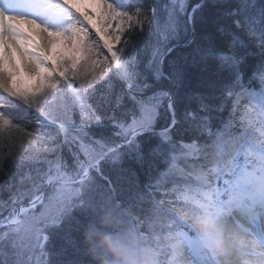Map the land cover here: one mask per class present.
Returning <instances> with one entry per match:
<instances>
[{
    "label": "snow or ice",
    "instance_id": "snow-or-ice-1",
    "mask_svg": "<svg viewBox=\"0 0 264 264\" xmlns=\"http://www.w3.org/2000/svg\"><path fill=\"white\" fill-rule=\"evenodd\" d=\"M254 141L264 0H0V264H92L82 233L101 205L138 231L159 210L209 264L177 203L253 237L264 264ZM213 150L232 153L226 171L210 173Z\"/></svg>",
    "mask_w": 264,
    "mask_h": 264
},
{
    "label": "clouds",
    "instance_id": "clouds-1",
    "mask_svg": "<svg viewBox=\"0 0 264 264\" xmlns=\"http://www.w3.org/2000/svg\"><path fill=\"white\" fill-rule=\"evenodd\" d=\"M182 218L190 221L191 226L199 234L211 237L209 250L214 255H223L226 246L225 227L218 222L206 209L190 206L178 209ZM119 227V225H116ZM97 244L101 252L98 255L99 264H157L146 247L137 241L124 237L97 232ZM91 239L86 231V242Z\"/></svg>",
    "mask_w": 264,
    "mask_h": 264
},
{
    "label": "trees",
    "instance_id": "trees-1",
    "mask_svg": "<svg viewBox=\"0 0 264 264\" xmlns=\"http://www.w3.org/2000/svg\"><path fill=\"white\" fill-rule=\"evenodd\" d=\"M138 3H142V0H136ZM143 15V13H141ZM190 37V34H189ZM146 39V37H142L139 33L133 34V42L139 46V44L143 43V41ZM173 56L177 59L184 58L186 56V52L183 49V43H181L180 49H178L176 52L173 53ZM135 167V165H132ZM154 209L152 213L155 211ZM95 216V219L93 221H90L84 228V231L82 233L83 242L86 245L87 251L90 254L92 264H99L98 255L101 252V249L99 245L97 244L98 236L95 235L97 232H102L104 234H109L113 236H119V230L117 229L120 227L122 223V219L119 215V213L115 209L107 208L101 205V210L99 214L93 213ZM153 217V214H152ZM147 222V220L144 221ZM116 225H119V227H116ZM126 225V224H124ZM123 225V226H124ZM122 226V227H123ZM86 231L91 236V239L89 242H86ZM154 237L151 236V239L147 241L148 245H151L153 248H159L157 244L154 243Z\"/></svg>",
    "mask_w": 264,
    "mask_h": 264
},
{
    "label": "rangeland",
    "instance_id": "rangeland-1",
    "mask_svg": "<svg viewBox=\"0 0 264 264\" xmlns=\"http://www.w3.org/2000/svg\"><path fill=\"white\" fill-rule=\"evenodd\" d=\"M130 0H120V2H123V3H128ZM116 2L119 4V0H116ZM141 14V13H140ZM133 19H134V17H133ZM259 143V141H254L253 142V146H255V145H257ZM250 151H252V150H250V149H247L244 153L245 154H247V153H249ZM246 157V156H245ZM164 218V216H161L160 217V221L161 220H165V219H163ZM167 222V220H165V221H163V223H166ZM189 224H190V222H189ZM222 225H224V227H225V229H227V227L225 226V222H223V223H221ZM168 226H169V224H167ZM176 226H177V224H176ZM190 226H191V224H190ZM192 227V226H191ZM193 228V227H192ZM172 231L174 232V235H175V238L177 237V235H176V230H175V228H173L172 229ZM227 231V232H226ZM225 231V237L226 236H234V235H237V234H239L236 230H226ZM229 237L228 238H226V242H229L230 241V239H229ZM171 238H172V236L171 235H169V236H166V235H164V236H162V235H159V239H160V241H161V243L163 244V245H165V246H167L168 244H169V242H170V240H171ZM203 238H204V242H205V246L207 247V248H209L210 247V243H211V237H208V236H205V235H203ZM177 239L178 240H180V237L178 236L177 237ZM178 247V248H177ZM177 247H175V250H176V253H177V256L171 261V262H169V264H191V262H188V261H186V258H183V255L185 254V252H186V242H179V243H177ZM203 247L204 246H202V250H203ZM237 247L234 245V250L236 249ZM204 252H206L207 251V249L204 247V250H203ZM239 252H241V253H245V254H247L248 252H246L245 250H241L240 251V249H239ZM178 253H180V258H178V261H177V257H178ZM211 254L213 255V253L211 252ZM227 255H231V251H229L228 250V247H227V245L225 246V251H224V253H223V256L225 257V256H227ZM219 256V255H218ZM219 258V257H218ZM155 259L157 260V261H159V259L157 258V257H155ZM222 260H224V258L222 259Z\"/></svg>",
    "mask_w": 264,
    "mask_h": 264
},
{
    "label": "bare ground",
    "instance_id": "bare-ground-1",
    "mask_svg": "<svg viewBox=\"0 0 264 264\" xmlns=\"http://www.w3.org/2000/svg\"><path fill=\"white\" fill-rule=\"evenodd\" d=\"M228 237L229 236H226V238H228ZM229 239H230V242H233V244H234L235 239H238V238H236L234 236H230ZM240 239H241L243 245L246 244L247 246H249V245L253 246V244H254V242L252 240H247L244 237L240 238ZM228 250L232 251V249L229 247H228ZM232 252H233L232 255H227L224 257V260H222L224 264H254V260L249 259L247 255H244V254L241 255L236 250H235V252L234 251H232Z\"/></svg>",
    "mask_w": 264,
    "mask_h": 264
}]
</instances>
